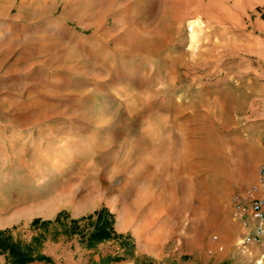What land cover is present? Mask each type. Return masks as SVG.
Listing matches in <instances>:
<instances>
[{
  "label": "rangeland",
  "instance_id": "obj_1",
  "mask_svg": "<svg viewBox=\"0 0 264 264\" xmlns=\"http://www.w3.org/2000/svg\"><path fill=\"white\" fill-rule=\"evenodd\" d=\"M262 162L264 0H0V232L32 264H202Z\"/></svg>",
  "mask_w": 264,
  "mask_h": 264
},
{
  "label": "built area",
  "instance_id": "obj_2",
  "mask_svg": "<svg viewBox=\"0 0 264 264\" xmlns=\"http://www.w3.org/2000/svg\"><path fill=\"white\" fill-rule=\"evenodd\" d=\"M232 217L239 221L241 235L236 244L240 249L258 245L264 250V162L258 169L256 183L244 194L231 199Z\"/></svg>",
  "mask_w": 264,
  "mask_h": 264
},
{
  "label": "trees",
  "instance_id": "obj_3",
  "mask_svg": "<svg viewBox=\"0 0 264 264\" xmlns=\"http://www.w3.org/2000/svg\"><path fill=\"white\" fill-rule=\"evenodd\" d=\"M95 221L93 229L87 233V245L91 246L97 243L107 241L113 236V219L112 215L106 210L101 209L94 214ZM61 214H58L53 222H60ZM52 221H40L35 219L32 224L49 225ZM77 221L72 222V230L75 232ZM85 235V234H84ZM38 242V238H34ZM0 251L7 252L11 258L10 264H28L34 261L50 262L51 259L43 255H34L30 245H22L17 242L10 241L5 232H0Z\"/></svg>",
  "mask_w": 264,
  "mask_h": 264
},
{
  "label": "crops",
  "instance_id": "obj_4",
  "mask_svg": "<svg viewBox=\"0 0 264 264\" xmlns=\"http://www.w3.org/2000/svg\"><path fill=\"white\" fill-rule=\"evenodd\" d=\"M229 223L230 224L227 227L226 232L234 236V238L235 235L238 238V235H241L240 233L242 232L239 221L232 218V221H229ZM32 263L34 262L28 264ZM112 264L128 263L124 261H117ZM202 264H264V250H262V248L258 245H250L245 249H240L237 247L236 242H233L230 245H225V247L222 246V248L220 246V249L218 251H214L213 256L208 260L204 259Z\"/></svg>",
  "mask_w": 264,
  "mask_h": 264
}]
</instances>
